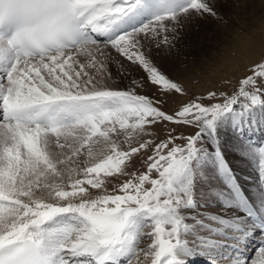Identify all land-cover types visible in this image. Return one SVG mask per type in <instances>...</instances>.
Here are the masks:
<instances>
[{"label": "snow or ice", "instance_id": "snow-or-ice-1", "mask_svg": "<svg viewBox=\"0 0 264 264\" xmlns=\"http://www.w3.org/2000/svg\"><path fill=\"white\" fill-rule=\"evenodd\" d=\"M192 14L217 15L212 0H0V264H180L177 176L205 127L264 105V61L235 94L209 90L207 106L145 54V40L168 46ZM102 43L139 65L154 92L100 83L111 75ZM154 125L197 131L186 147L169 148L171 131L133 144ZM150 146L138 174L134 158ZM251 264H264V247Z\"/></svg>", "mask_w": 264, "mask_h": 264}, {"label": "rangeland", "instance_id": "rangeland-1", "mask_svg": "<svg viewBox=\"0 0 264 264\" xmlns=\"http://www.w3.org/2000/svg\"><path fill=\"white\" fill-rule=\"evenodd\" d=\"M229 2L235 5V7H230L228 10L232 13L241 14L247 11L246 16L254 15L251 19H257V21L264 19V0H229ZM195 16L196 14H192L187 20H182V23L193 22L194 24V27L187 31L189 32V37L193 34H199L200 31L205 29V23L211 20L204 21L203 19L200 20V23H196L198 19L195 18ZM231 17L235 18L237 15H231ZM221 20H223L222 17L218 15L216 22H220ZM100 47L103 48L104 52L107 54V71L111 74L110 76L100 79V83L112 89L132 90L133 80L137 82L144 81L146 86L138 91L148 95L154 92L153 87L147 84V74L139 65L129 63L110 46H106L102 43ZM150 48L151 43L144 41L143 50L152 62L169 77L179 80L184 84L190 93L189 98H191V96L203 94L205 97L204 102L207 106H210V102L206 98L209 90L219 91L225 95L235 94L238 91L239 80L248 74L236 72L235 76L227 78L223 76L220 69H218L215 74L211 76L206 78H191L192 80L190 82L186 80L189 77L187 74L189 70L202 69L206 66L204 62L208 59V56L204 51H202V54L204 52L205 56L201 55L202 58L198 56L192 63L188 62L191 56L183 58L182 55H179L178 58L176 55L169 53H167L169 61L164 62L158 60L159 52L151 55L149 53ZM198 53L199 51L195 52L193 55H198ZM99 58L105 59L103 56ZM78 59L81 62H86V58L83 56L78 57ZM88 71L95 74L94 69L90 68ZM185 75L187 76L185 77ZM216 102H222V98L218 96ZM172 106L174 107L175 105ZM246 122L254 126L253 131L258 129L261 132V139L252 142L253 139L248 141L242 136L243 134L241 131L244 129L247 131V128L244 127L241 129V126L240 129H238L237 124L246 125ZM255 127H257V129ZM148 131L151 132L152 135L141 136L138 140L133 141V144L138 146L140 142L148 140H152L154 144L160 143L167 138L169 131H171L177 139L174 144L169 145V148L174 146L186 147L187 136L194 134L197 129L190 125H167L166 127L154 125L152 128H149ZM119 139L122 147L126 148V145L123 143V136ZM167 151V149L164 150L165 154H167ZM154 154L153 147L150 146L147 150H142L141 153L134 158L138 174L146 170L147 164L145 161L149 155ZM129 171H131V169H129ZM152 178L158 179V173L153 172ZM245 182H254L257 184L256 188H264V105L254 106L249 109H241L237 106L233 111L226 112L219 116L210 128L205 127L198 140L195 153L187 160L181 173L177 176L174 188L181 197L179 204L175 208L176 218L180 222L179 239L181 244L177 250L180 264H188L189 255H193L195 260L191 264H215L217 261L229 264V260H223L222 257L225 255H223L222 249H218L216 241H220L218 237L224 238L225 231L231 230L232 232L233 229H231L232 226H230V222L238 219L237 213L240 209L238 208L239 206H237L238 202L235 190H237V193L243 192L250 201L253 200L247 193L246 188L242 186ZM86 187L90 186L86 185ZM108 187L111 191L112 185ZM145 187L150 188L151 185L146 184ZM90 191L96 192L97 190L90 188ZM115 194L121 193L117 192ZM190 208H194L195 210L191 213L186 212V210ZM197 210L198 212L201 210L207 211V214L203 216L207 220V224L201 225L206 234L199 235V237H192L185 242L183 241L184 238L182 237V233L195 231L194 228L200 226L197 224H195L194 227L188 226L191 219L197 218L195 217L196 214H194ZM215 212H219V215ZM151 222L150 218H146L144 221L145 224ZM206 225L210 230H207ZM165 227L170 228V226ZM233 227L236 229L235 224ZM146 243L148 244L150 241L145 240L142 246L147 245ZM262 247L264 246L255 248L254 252L248 258L245 257V259H247L246 264H251L258 250ZM228 257L227 259H231V256Z\"/></svg>", "mask_w": 264, "mask_h": 264}, {"label": "bare ground", "instance_id": "bare-ground-1", "mask_svg": "<svg viewBox=\"0 0 264 264\" xmlns=\"http://www.w3.org/2000/svg\"><path fill=\"white\" fill-rule=\"evenodd\" d=\"M212 3L216 9V16H211L208 14L195 16V18L198 19L196 23H200V20L203 19L204 21L211 19L205 23V29L200 31L199 34H193L190 37L188 36L189 32L187 31L194 27L193 22H188L182 23L178 31L170 34V44L168 46L158 48L155 41L145 40L151 43L149 53L154 55V53L159 52L158 60H162L164 62L169 61L167 53L176 55L178 58L179 55H182L183 58H188L191 56L189 59L190 61H188L191 63L198 56L201 57V55L206 53L208 56V59H206L204 62L206 63V66L202 69L198 68L197 70H191L193 72L189 70L187 73L189 77L186 80L190 82L193 78H206L211 76L215 74L218 69H220L222 75L226 76L227 78L235 76L236 72H243V74H245L247 73V69L250 65L264 60V19L259 21H257V19H251L254 15L246 16L247 11L241 14H235L228 11L230 7H235V5H232L229 0H213ZM230 14L234 16L237 15V17H231ZM218 15L222 17V22H216ZM198 51V55H193ZM202 51L205 53L203 52L202 54ZM186 76L187 75H185V77ZM237 125L238 129H240L241 126V129L244 127L247 128V131H245V129L241 131L243 134L242 136H244L246 140L250 141L253 139V142L254 140L262 138L260 136L261 132L257 129V127H255L257 130L253 131L254 126L249 125L247 122L246 125ZM256 185L257 184L254 182H245L242 184V186L246 188L247 193L253 198L252 201L254 203L250 201L243 192L237 193V190H235L236 199L240 195H243L248 203H252L253 205L255 204L258 208V211L264 216V188H256ZM194 208L187 209L186 212L191 213L196 209ZM238 208L240 209V206ZM194 214H196L195 217L197 218L191 219L189 223L187 222L188 226L194 227L195 224L200 226H198V228L195 227V231L182 233V237L184 238L183 241L185 242L190 240L192 237H199V235L206 234V232L203 231L201 225L207 224V220L203 217L204 214H207V211L201 210L198 212L197 210ZM216 214L219 215V212ZM237 217L238 219L236 221L230 222V226H232L231 229H233V231H225L224 238L218 237V240L220 241H216V243L218 249H222L223 255H225L222 257L224 261L229 260V264H246L247 259H245V257L248 258L254 252L255 248H257L256 244L264 242V240L260 238L258 228L250 223L248 215L243 213L241 209L238 211ZM234 224L236 229L233 227ZM207 230H210V228L207 227ZM228 256H231V259H227L229 258ZM194 261V256L189 255L188 264H191ZM215 264L225 263L217 261Z\"/></svg>", "mask_w": 264, "mask_h": 264}, {"label": "clouds", "instance_id": "clouds-1", "mask_svg": "<svg viewBox=\"0 0 264 264\" xmlns=\"http://www.w3.org/2000/svg\"><path fill=\"white\" fill-rule=\"evenodd\" d=\"M5 8L7 9L8 6L6 5ZM5 24H7V16L5 17Z\"/></svg>", "mask_w": 264, "mask_h": 264}]
</instances>
